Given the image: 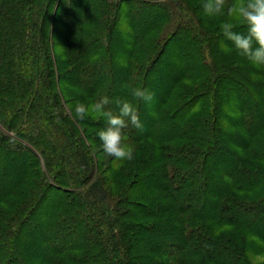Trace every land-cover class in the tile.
Returning a JSON list of instances; mask_svg holds the SVG:
<instances>
[{"label":"trees","instance_id":"1","mask_svg":"<svg viewBox=\"0 0 264 264\" xmlns=\"http://www.w3.org/2000/svg\"><path fill=\"white\" fill-rule=\"evenodd\" d=\"M202 2L0 0V264H264V68ZM102 96L131 162L72 118Z\"/></svg>","mask_w":264,"mask_h":264},{"label":"clouds","instance_id":"2","mask_svg":"<svg viewBox=\"0 0 264 264\" xmlns=\"http://www.w3.org/2000/svg\"><path fill=\"white\" fill-rule=\"evenodd\" d=\"M201 7L206 17L221 20L220 32L232 43L240 57L258 69L264 68V0H203ZM234 21L246 27V34L234 31ZM220 47L224 51H232L224 41L220 42ZM121 63L126 66L123 61ZM131 95L147 105H151L154 99V94L143 87H132ZM110 103L112 101L108 96H102L92 103L77 102L72 109V118L79 121L90 116L102 118L106 127L97 135L104 156L112 157L115 161L131 162L134 159V148L127 143L125 130L129 126L142 129L140 116L137 108L127 99L115 100L118 113L107 107Z\"/></svg>","mask_w":264,"mask_h":264},{"label":"rangeland","instance_id":"3","mask_svg":"<svg viewBox=\"0 0 264 264\" xmlns=\"http://www.w3.org/2000/svg\"><path fill=\"white\" fill-rule=\"evenodd\" d=\"M255 262H264V256L257 257Z\"/></svg>","mask_w":264,"mask_h":264}]
</instances>
